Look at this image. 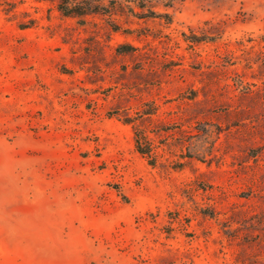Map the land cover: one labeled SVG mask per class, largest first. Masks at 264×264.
Masks as SVG:
<instances>
[{
    "label": "rangeland",
    "instance_id": "obj_1",
    "mask_svg": "<svg viewBox=\"0 0 264 264\" xmlns=\"http://www.w3.org/2000/svg\"><path fill=\"white\" fill-rule=\"evenodd\" d=\"M58 1L0 0V264H264V0Z\"/></svg>",
    "mask_w": 264,
    "mask_h": 264
},
{
    "label": "trees",
    "instance_id": "obj_2",
    "mask_svg": "<svg viewBox=\"0 0 264 264\" xmlns=\"http://www.w3.org/2000/svg\"><path fill=\"white\" fill-rule=\"evenodd\" d=\"M100 1L101 0H59L57 3V7L65 16H82L92 12H98L100 9H103ZM127 1H134L139 6H142L148 0ZM146 138L147 136L144 135V133H142L138 129H135L134 141L137 151L140 152L142 155L151 158V149ZM149 160L151 163L154 164L155 161L152 158Z\"/></svg>",
    "mask_w": 264,
    "mask_h": 264
}]
</instances>
